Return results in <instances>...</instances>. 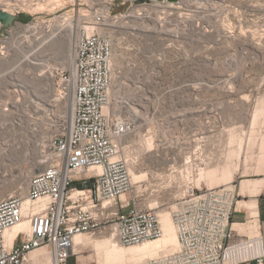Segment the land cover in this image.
Returning <instances> with one entry per match:
<instances>
[{
	"label": "rangeland",
	"instance_id": "1",
	"mask_svg": "<svg viewBox=\"0 0 264 264\" xmlns=\"http://www.w3.org/2000/svg\"><path fill=\"white\" fill-rule=\"evenodd\" d=\"M0 8V57L24 25L72 29L73 48L77 29L90 28L85 20L91 15L107 10L118 20L135 14L133 27L101 28L112 41L111 97L118 112L138 116L134 131L121 139L130 170L140 175L126 194L131 203L152 209L158 219L167 211L172 219L187 186L225 185L234 203L250 194L240 191L248 180L262 178L258 192L264 191V0H0ZM53 66L54 95L44 91L37 100L28 83L0 91V141L8 139L19 155L0 166V199L23 194L29 177L43 167L47 137L70 104L57 75L68 67ZM6 67L0 58L1 88ZM14 99L23 106L13 107ZM187 137L194 142L184 152L180 140ZM78 235L83 241L68 264H106L107 243H96L102 239L124 246L110 227ZM176 248L177 240L165 253ZM44 253L30 251L23 264H49Z\"/></svg>",
	"mask_w": 264,
	"mask_h": 264
},
{
	"label": "built area",
	"instance_id": "2",
	"mask_svg": "<svg viewBox=\"0 0 264 264\" xmlns=\"http://www.w3.org/2000/svg\"><path fill=\"white\" fill-rule=\"evenodd\" d=\"M109 17L108 11L93 14L85 20L90 28L77 29L71 66L57 72L72 99L70 113L57 118L43 147V167L23 194L0 199V264H23L37 248L47 251L51 264H68L74 237L105 227L124 246L163 235L156 212L126 199L132 183L121 139L137 119L110 111L117 103L110 93L112 41L101 29ZM191 142L181 139L180 148L188 152ZM234 197L225 185L187 186L172 212L177 248L131 264H264V236L238 237L231 227ZM20 224L25 227L8 243L4 232Z\"/></svg>",
	"mask_w": 264,
	"mask_h": 264
},
{
	"label": "bare ground",
	"instance_id": "3",
	"mask_svg": "<svg viewBox=\"0 0 264 264\" xmlns=\"http://www.w3.org/2000/svg\"><path fill=\"white\" fill-rule=\"evenodd\" d=\"M106 4L108 5V3H104L103 5H106ZM3 10H8V9L3 8ZM104 13H107V10ZM113 18L115 17H109L107 19V24L109 26H124V27L132 26L133 27L137 25L135 21L134 13L120 14L118 17V20H113ZM86 26L88 27V25ZM89 26L91 27L90 24ZM21 30H22L21 32L13 34V37L14 36L15 37L9 43L7 52H4V55L0 57V58H3L5 62H7V67H6L7 72L5 73L7 80L4 81L6 82L5 86L2 88L0 87V91L2 93L4 91H7L6 93H8V89H7L8 86L10 87L11 86L12 87L26 86L27 87L28 84L29 85L31 84L30 86L31 88H29V91L35 96V98H38L37 100H39V98H42L46 92L48 95L52 93V84L54 80L53 72L54 70H56V68H54L53 66L54 63H57L61 67L71 66L72 59H73V48H74V45L72 48V29H69L68 30L69 32L66 31L65 33H61V31L55 32V30L54 31L46 30L44 28H40L37 26L35 27L33 24H30V25H24ZM0 54H2V52ZM51 61H54V63H51ZM43 85L46 86V90L43 89L45 88L43 87ZM44 91L46 92L42 95ZM23 103L24 102H20L15 99L10 102V104L15 108L22 107ZM117 103L116 102L113 103V105L111 106L112 110L110 107V111H112V114L116 113L119 110L118 106L120 105L118 104L117 106ZM31 104L35 109H38V111H40L39 106H38L39 103L31 102ZM71 105H72V99L70 98V104H68L64 110L65 116H67L70 113ZM1 112L5 114L2 110ZM15 117L18 118V116H15ZM135 117L138 120V116H135ZM11 119H12V116H11ZM13 122L15 121H12V123ZM0 131L2 132V130ZM1 132L0 134L2 135ZM1 135L0 137H2ZM7 140L5 141L3 140L5 143H2L0 141V155L4 156V159L0 160V166H6V163H4L5 159L11 161V160L19 158L18 154L12 152V147L7 142ZM19 154L22 155V151H20ZM36 167H39V165H37ZM41 168L39 167L38 170H40ZM90 169H93V167H91ZM130 174H131V180L133 181V183L137 182L138 178L140 179V175L134 173L132 170H130ZM260 183L261 181H256L255 183H253L254 184L253 189L249 191L250 192L257 191L258 185ZM250 184L251 183H248V186H250ZM123 198H125V195L121 196V199ZM176 206H177V203L173 205V209ZM170 217L167 211L160 212V219L162 221L164 230H163V235L158 239L147 241V242L144 241V242L138 243L139 245L135 244L137 246H133V245L132 246H121V245H118L115 241L109 240L107 242L106 249L102 257L104 258V262L106 264H127V263L138 262L146 257L158 256L159 254L165 253L170 247L175 245L176 240H177L175 229H174V224L172 223L173 219H170ZM24 227H25L24 225L20 224V225H15L13 227L8 228L4 232V237L6 241L8 243H11L17 230L24 228ZM77 236L79 235L77 234L73 239V248H72L73 251L77 249V244L80 243L81 241L80 237L75 239ZM44 252H45L44 254H48L45 249H44ZM50 263H51V258L49 259V264Z\"/></svg>",
	"mask_w": 264,
	"mask_h": 264
},
{
	"label": "crops",
	"instance_id": "4",
	"mask_svg": "<svg viewBox=\"0 0 264 264\" xmlns=\"http://www.w3.org/2000/svg\"><path fill=\"white\" fill-rule=\"evenodd\" d=\"M256 181H261L258 185L257 191L250 192L249 190L253 189V183ZM256 181H250L243 183L241 185V192H248L243 198L236 201L233 212L231 214V227L233 228L236 236H248L253 234H262L264 236V191L258 192L260 187L263 184V179ZM248 183H251L248 186ZM249 203V206L246 204ZM242 202V203H241ZM82 238L80 243L77 244V247L81 245ZM109 239H102L101 241H96V243H107ZM91 243V241H90ZM74 254V253H73ZM243 264H255L254 262H247Z\"/></svg>",
	"mask_w": 264,
	"mask_h": 264
},
{
	"label": "water",
	"instance_id": "5",
	"mask_svg": "<svg viewBox=\"0 0 264 264\" xmlns=\"http://www.w3.org/2000/svg\"><path fill=\"white\" fill-rule=\"evenodd\" d=\"M1 11V10H0Z\"/></svg>",
	"mask_w": 264,
	"mask_h": 264
}]
</instances>
